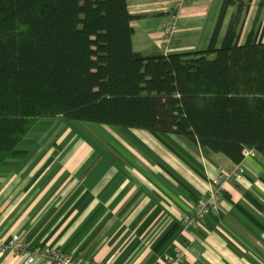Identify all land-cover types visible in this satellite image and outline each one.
Segmentation results:
<instances>
[{"label": "crops", "instance_id": "0c3cea01", "mask_svg": "<svg viewBox=\"0 0 264 264\" xmlns=\"http://www.w3.org/2000/svg\"><path fill=\"white\" fill-rule=\"evenodd\" d=\"M177 1L127 0L139 17L132 22L136 53L206 50L223 0H187L168 41ZM244 1L252 8L241 43L250 34L264 42V0ZM233 14L231 8L219 47ZM86 127L44 120L19 146L21 154L0 167V242L19 236L29 252L60 251L101 264H264V156L250 152L245 174L222 185L218 206L189 231L183 220L212 180L237 164L181 136ZM177 251L182 262L165 261ZM26 262V252L0 253V264Z\"/></svg>", "mask_w": 264, "mask_h": 264}, {"label": "trees", "instance_id": "16d2710c", "mask_svg": "<svg viewBox=\"0 0 264 264\" xmlns=\"http://www.w3.org/2000/svg\"><path fill=\"white\" fill-rule=\"evenodd\" d=\"M251 8L223 0L206 50L163 56L133 50L127 0H0V167L55 119L181 136L237 166L264 156V42L241 43Z\"/></svg>", "mask_w": 264, "mask_h": 264}, {"label": "built area", "instance_id": "2783aa9c", "mask_svg": "<svg viewBox=\"0 0 264 264\" xmlns=\"http://www.w3.org/2000/svg\"><path fill=\"white\" fill-rule=\"evenodd\" d=\"M187 0H178L176 10L171 15L170 21L165 28L168 41L171 40L177 30L178 13L186 4ZM250 151L246 152V157ZM242 164L229 172H223L217 176L212 182V189L206 194L200 202L194 207L192 213L183 220V225L187 230L196 229L205 219L206 214L211 208H216L221 199L222 185L232 180L241 178L245 174ZM16 251L27 253V264H33L36 259L42 260L44 264H101L88 259H81L60 251H47L45 249H36L27 251L22 239L19 236H14L8 243L0 242V253L5 251ZM184 254L177 251L175 256H166L165 261L168 263H180L183 261Z\"/></svg>", "mask_w": 264, "mask_h": 264}, {"label": "rangeland", "instance_id": "374dc122", "mask_svg": "<svg viewBox=\"0 0 264 264\" xmlns=\"http://www.w3.org/2000/svg\"><path fill=\"white\" fill-rule=\"evenodd\" d=\"M82 126L86 127V125H84V124H82ZM86 128H87V127H86ZM101 128H102V127H101ZM103 130H106V129L103 128ZM69 132H70V133L67 134L66 137H67V138H71V137H73V134H72V133H74V131H73V130L71 131V128H70ZM75 135H77V132H75ZM80 137H81V136H80ZM93 137H94V134H93ZM97 137H98V135L95 136L96 142L98 141V140H97ZM86 141L88 142V140H86ZM87 142H86V143H87ZM214 180H215V179H214ZM212 181H213V180H212ZM211 187H212V184H211ZM197 204H198V203H197ZM197 204H196V205H197Z\"/></svg>", "mask_w": 264, "mask_h": 264}]
</instances>
